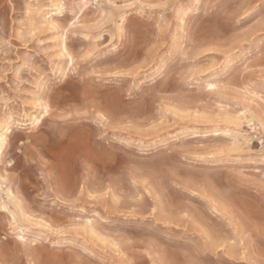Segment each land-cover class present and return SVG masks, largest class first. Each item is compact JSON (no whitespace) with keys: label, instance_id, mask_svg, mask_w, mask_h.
Here are the masks:
<instances>
[{"label":"rangeland","instance_id":"1","mask_svg":"<svg viewBox=\"0 0 264 264\" xmlns=\"http://www.w3.org/2000/svg\"><path fill=\"white\" fill-rule=\"evenodd\" d=\"M174 2L0 0V264L264 258V0Z\"/></svg>","mask_w":264,"mask_h":264},{"label":"snow or ice","instance_id":"2","mask_svg":"<svg viewBox=\"0 0 264 264\" xmlns=\"http://www.w3.org/2000/svg\"><path fill=\"white\" fill-rule=\"evenodd\" d=\"M176 6L177 5L175 4L174 0H158V2L156 3H152L150 2V0H129V2H126V3H120V0H104L103 5H98L96 3V0H93V3L91 6H89L88 4L84 5L85 8H89V9L90 7H104L106 9H109V11H107L106 13H102V15H106L108 17H114L116 19H120L123 15H126L128 10H132V11L138 10L141 16H148L150 14H154L156 10H163L161 11V15H163L164 11H167L170 8L175 10ZM76 27H77L76 21L73 20L72 24L69 25V28H76ZM67 32H68V29H65V33ZM33 36L35 37V33L33 34ZM261 38L264 39V36H262ZM109 43L111 44L112 42L110 41ZM93 54L94 52L90 51L84 57H81V59H87L88 57H91ZM215 88H216L215 85L209 84L210 90H215ZM45 115H47L46 112H45ZM261 120H264V116L261 117ZM35 123L39 124V120H37ZM248 123H249V126H251V121H249ZM260 126L264 127V123H262ZM253 130L255 131V129ZM6 144H7V141L3 140V138L0 137V145H6ZM261 145H262V151L259 156V163L262 166L261 171H264V139H261ZM233 151H236V149H232L228 152L220 151L218 153H214L213 155H218L221 157L228 156L231 158ZM7 158L10 159V157H7ZM259 187H260V190L264 192V178L261 179ZM3 211L7 212L8 209L4 208ZM229 223H231V221H229ZM12 227H15V216H13ZM55 234L63 236L66 233L61 229H56ZM18 239L22 242L24 241L23 236L18 237ZM33 243H35V241H33ZM112 246L114 248L116 247L115 244H113ZM240 259L244 260L245 257L241 256ZM29 264H38V262L30 259ZM162 264H166V262H162ZM250 264H256V262L252 261L250 262ZM259 264H264V258H262L259 261Z\"/></svg>","mask_w":264,"mask_h":264},{"label":"bare ground","instance_id":"3","mask_svg":"<svg viewBox=\"0 0 264 264\" xmlns=\"http://www.w3.org/2000/svg\"><path fill=\"white\" fill-rule=\"evenodd\" d=\"M64 37V36H63ZM63 48L65 49V46L63 45ZM8 107V106H7ZM8 131V127H5V132H7ZM0 137H2L3 138V140H5V136H4V133H0ZM1 146L2 145H0V155H1Z\"/></svg>","mask_w":264,"mask_h":264}]
</instances>
